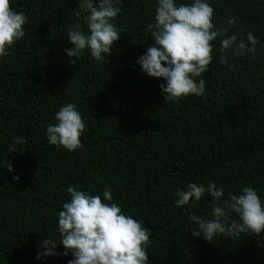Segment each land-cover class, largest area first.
Masks as SVG:
<instances>
[{"label":"trees","instance_id":"obj_1","mask_svg":"<svg viewBox=\"0 0 264 264\" xmlns=\"http://www.w3.org/2000/svg\"><path fill=\"white\" fill-rule=\"evenodd\" d=\"M211 3L217 23L234 16L233 31L251 30L264 42V0ZM154 5L124 0L117 18L124 35L108 61L86 54L72 65L66 29L77 0H14L29 23L0 61V264H67L70 255L41 261L36 254L42 236L57 226L69 185L101 196L110 187L124 210L151 229V264H264L255 235L209 243L190 233L187 211L173 202L178 187L206 179L226 189L264 190V43L255 59L227 56L217 44L205 96L165 101L162 79L135 64L148 46ZM67 101L79 105L87 129L74 152L45 136ZM14 134L27 136L30 149L9 153ZM210 200L193 210L204 213Z\"/></svg>","mask_w":264,"mask_h":264},{"label":"clouds","instance_id":"obj_2","mask_svg":"<svg viewBox=\"0 0 264 264\" xmlns=\"http://www.w3.org/2000/svg\"><path fill=\"white\" fill-rule=\"evenodd\" d=\"M123 4L124 0H77L79 10L66 29L71 47L65 52L70 64L76 65L86 54L97 62L108 61L124 35V28L117 23ZM13 5L14 0H0V61L11 54L27 32V13ZM154 8V18L145 27L149 38L144 44L148 46L135 64L142 74L162 79L160 88L168 102L189 95L205 96V74L217 44L227 56L251 55L255 59L264 43L251 30L246 34L233 31L237 28L234 16L217 23L211 0H155ZM55 121L46 125L50 145L70 152L83 147L81 137L87 129L77 103L67 101L59 106ZM25 149H30L28 137L14 134L9 153ZM7 168L14 171L11 163ZM20 179L19 175L13 176L17 182ZM67 193L69 198L57 213V226L52 234L42 236L37 260L70 255L67 264H151V229L124 210L110 187L104 188L102 196L72 185ZM173 196L174 204L187 211L193 236L211 243L221 237L237 241L244 235H255L258 246L264 245L259 239L264 237V190L251 184L226 189L215 179H206L178 187ZM209 197V209L204 213L193 210Z\"/></svg>","mask_w":264,"mask_h":264}]
</instances>
